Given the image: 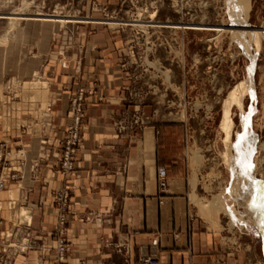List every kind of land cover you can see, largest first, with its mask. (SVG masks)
Instances as JSON below:
<instances>
[{
  "label": "crops",
  "instance_id": "1",
  "mask_svg": "<svg viewBox=\"0 0 264 264\" xmlns=\"http://www.w3.org/2000/svg\"><path fill=\"white\" fill-rule=\"evenodd\" d=\"M119 3L90 0L87 18L100 19ZM28 26L27 21L19 24L9 36L8 44L15 47L5 64V55L0 56V143L11 152L0 190V236L19 226L21 238L28 230L35 247L48 251L38 261L40 251L16 253L14 241L13 249L0 247V264H54L60 213L54 193L62 189L71 194L67 264H142L145 257L154 258V264H262L257 244L234 242L221 217L223 228L214 230L193 210L186 121L170 118L163 107L154 111L148 103L143 108L148 125L142 132L119 128L146 92L137 82L131 40L116 27L89 23L79 28L75 49L65 56L58 50L57 26L48 27L49 35L39 32L35 42L21 43L18 30ZM33 70L39 72L36 78ZM33 80L45 83L46 91L32 90L28 83ZM92 86L96 92L87 99L77 169L64 177L57 169V142L71 123V99L80 88ZM47 102L52 103V123L40 127ZM161 168L167 170L165 191L159 187ZM262 250L264 255V242Z\"/></svg>",
  "mask_w": 264,
  "mask_h": 264
},
{
  "label": "rangeland",
  "instance_id": "2",
  "mask_svg": "<svg viewBox=\"0 0 264 264\" xmlns=\"http://www.w3.org/2000/svg\"><path fill=\"white\" fill-rule=\"evenodd\" d=\"M229 1L233 0H120L105 16L92 19L87 18L90 0H0V56L5 55V64L15 47L8 44V38L25 21L28 29L18 30L21 43L35 42L39 32L49 35L48 27L57 26L58 50L66 52L65 56L75 49V36L85 24L120 29L131 40L128 48L137 60V82L146 90L135 111L144 113L149 103L154 111L163 107L170 118L186 121L184 148L193 180V210L201 216L200 203H209L213 211L201 217L214 230L223 228L222 220L234 242L239 238L240 242L257 244L264 264V237L253 220L256 214H251L257 210L263 213L264 209V0H250L247 18L232 15L234 8ZM239 30L246 32L244 40L239 39ZM252 31L259 35L256 40L249 37ZM13 60L19 62L18 55ZM32 72V77L39 76L37 70ZM9 81L7 84L13 85L11 78ZM243 83L247 92L238 97L241 111L238 103H231L230 94ZM226 118L233 121L227 131L222 125ZM244 118L251 129V154L241 151L249 163V183L245 176L242 180L244 169L235 160L241 154L233 147L243 134ZM228 139L230 144L226 143ZM233 160L238 166L231 164ZM250 184L258 185L263 196L249 190ZM215 211L216 223L211 219Z\"/></svg>",
  "mask_w": 264,
  "mask_h": 264
},
{
  "label": "built area",
  "instance_id": "3",
  "mask_svg": "<svg viewBox=\"0 0 264 264\" xmlns=\"http://www.w3.org/2000/svg\"><path fill=\"white\" fill-rule=\"evenodd\" d=\"M70 39V38H69ZM71 40V39H70ZM72 40L70 41V44ZM66 52H61V55H65ZM64 68H67L66 62L61 63ZM125 67V64H123ZM96 92L95 87L80 88L77 93L73 96L70 102V115L71 123L67 125L66 133L64 138L57 142L58 148L60 149L61 159L58 165V172H60L64 177L71 176L77 169L78 154L80 151L83 135L82 128L84 127V119L86 117V105L88 103L87 99L93 96ZM52 103H49L47 113L48 119L44 123L48 126L52 123ZM148 125V118L144 113H139L137 110L134 111L129 122L119 123L118 126L121 130L130 128L133 132L140 133ZM43 145H49L48 139L42 138ZM52 146L54 143L51 144ZM21 153V150H20ZM11 152L8 150L7 143H0V190L5 187V176L4 170L9 166ZM38 163L34 164L37 167ZM12 179H18V175L12 174ZM159 187L162 191H165L167 187V170L165 168L159 169ZM55 200L60 206V213L58 217L57 228L54 232V237H56V258L54 264H67L68 254L71 250V243L68 241L66 236V226H67V212L70 205V191L68 189H62L54 193ZM2 221L0 220V225ZM21 227L15 226L14 228L6 231L4 237L0 236V247L6 249H13L12 243L14 241H25L27 242L28 250L40 251L38 258L44 259L47 255L48 247H43L42 249L36 248L35 243L31 240V235L28 230H26L24 236L21 238ZM8 239V241L6 240ZM157 241H155V244ZM19 252L16 253H21ZM25 252V251H24ZM156 260L152 257H145L142 264H154Z\"/></svg>",
  "mask_w": 264,
  "mask_h": 264
},
{
  "label": "bare ground",
  "instance_id": "4",
  "mask_svg": "<svg viewBox=\"0 0 264 264\" xmlns=\"http://www.w3.org/2000/svg\"><path fill=\"white\" fill-rule=\"evenodd\" d=\"M230 2V6L232 7V8H234L233 9V14L232 15H235V16H237V18H241L242 16L243 17H245V18H247L248 16H249V13H250V10H251V5H250V0H233V1H229ZM228 6H229V4H228ZM230 7V8H231ZM232 8H231V10H232ZM236 20V19H235ZM239 20V19H238ZM239 23V22H238ZM236 30V29H235ZM242 30H239V35H241V37L243 36V35H245L244 33H246V32H244V31H242ZM238 32V31H237ZM248 33H250V31L248 32ZM252 34H249L250 36L249 37H251L253 40H256V37L255 36H259L255 31H252L251 32ZM256 33V34H255ZM248 34H246V36H247ZM252 35V36H251ZM254 35V36H253ZM244 37V36H243ZM239 38L240 40L241 39H243L244 40V38ZM255 39H254V38ZM259 40V39H258ZM258 40H257V42H258ZM37 76L35 75L33 78H36ZM249 80V82H251L252 80H250V79H248ZM247 82V81H246ZM18 83V82H17ZM32 84H33V86H31V85H29V86H31L32 87V90H34V89H36L37 91H39V92H45L46 91V89H47V87H46V84L45 83H43V82H41V80H33L32 82H31ZM16 84V83H15ZM250 85V84H249ZM250 88V87H249ZM44 89V90H43ZM29 90H31V89H29ZM245 92H247V85H246V83H243V84H239L235 89H234V91L233 92H231V97H230V101H231V103L232 104H237L238 105V108L241 110V111H243V106L241 105V99L239 100V96L240 95H243ZM241 97V96H240ZM48 106H49V103L47 102L46 103V105H45V107H44V109L41 111V114H40V127H41V124L44 122V121H46L47 119H48V113L46 112L47 111V109H48ZM229 110H230V106H228L227 108H226V111L227 112H229ZM226 115H228V114H226ZM228 117V116H227ZM224 118V117H223ZM227 119V118H226ZM247 120V121H246ZM232 123H233V121H232V119L231 118H228L227 120H224V124H222L223 125V127L225 128V130L227 131L228 129L227 128H229V125H232ZM242 123H243V129H244V131H243V134L239 137V141H238V143L237 144H233V147H234V149H236V151H237V154L238 155H240V156H238V157H235V158H237V159H235V160H237L238 162V164L242 167V169H244L243 170V175L241 174V176L243 177V176H245L246 177V180H247V178H249V177H251L250 176V174H251V172H250V170H249V163L248 162H245V160L247 159L246 158V155H248V153H249V155L251 154V152L250 151H252V150H250L251 149V143H249L250 142V138H248V137H250V127H249V123H248V119H243V121H242ZM229 135V134H228ZM253 136V135H252ZM229 138H231L230 136H228ZM227 140V139H226ZM231 141V140H230ZM229 139H228V141H226V143L228 142V144H230L229 142ZM257 143V142H256ZM227 144V145H228ZM230 148V147H229ZM242 149H243V151H245L247 154L246 155H242L243 153H241V151H242ZM228 151H230V150H228ZM242 151V152H243ZM245 152H244V154H245ZM227 153H229V152H227ZM230 154H228L227 156H229ZM245 156V157H244ZM243 157H244V159H243ZM227 158V157H226ZM238 158H241V159H243V161H244V163L242 162H240V160L238 159ZM248 159H249V157H248ZM235 160H233L232 161V165H237L238 166V164H235L234 163V161ZM246 161H248V160H246ZM236 162V161H235ZM250 162V161H249ZM199 163V162H198ZM243 164V165H242ZM199 165V164H198ZM230 167V166H229ZM236 168V167H235ZM235 172H236V170H235ZM239 174V173H238ZM238 174H236V175H238ZM240 176V175H239ZM234 177H235V173H234ZM236 178V177H235ZM240 178V177H239ZM238 178V179H239ZM237 179V178H236ZM243 179H245L244 177L242 178V180ZM251 180V179H250ZM249 180H247V182H248ZM253 181H255V180H253L252 179V182ZM241 182V181H240ZM243 182V181H242ZM247 182L246 181H244L243 183L245 184H247ZM251 182V181H250ZM242 183V184H243ZM249 183V182H248ZM239 184V183H238ZM239 186V185H238ZM234 187V186H233ZM243 187V186H242ZM246 187H248V185L246 186ZM238 188V187H237ZM242 189V188H241ZM241 189H239V190H241ZM255 190V192L257 191L259 194L258 195H260V196H263V195H261L262 194V192L260 191V188H259V186L258 185H255V184H250L249 185V190ZM251 192V191H250ZM254 192V191H253ZM254 192V193H255ZM245 194V193H244ZM257 194V193H256ZM249 195V194H248ZM248 195H247V198H248ZM253 195H255V194H253ZM251 197V196H250ZM258 197V196H257ZM254 198V197H253ZM253 198H251L252 200H254L255 201V199H253ZM260 198V197H259ZM259 198H258V200H259ZM250 198H249V200H251ZM251 200V201H252ZM260 201H261V198H260ZM246 202H247V200H246ZM263 202H264V198H263ZM197 203V202H196ZM219 203H220V201H219ZM198 204V203H197ZM201 204V208H200V205H199V208L201 209V216L202 217H207V216H209V214L211 213V210H212V208H211V206L210 205H208L207 203H200ZM249 204H251V202H249ZM256 204V203H255ZM212 205V204H211ZM218 205V204H217ZM221 205V204H220ZM220 205H219V207H220ZM251 206L252 205H250L249 207H250V209H251ZM262 206V205H261ZM222 207V206H221ZM246 207H248V204L246 205ZM248 207V208H249ZM253 207V206H252ZM213 208H215V207H213ZM248 208H246V209H248ZM216 209V208H215ZM214 209V210H215ZM219 210L220 209H218V211L217 212H219ZM222 210H223V207H222ZM213 211V210H212ZM216 211L214 212L215 214H216V216H214V217H211V219L214 221V223H216L217 222V220H218V216H217V213H216ZM263 211V213L262 212H258V210H257V212H255V213H251L252 215H254V214H256V216L254 215V217H253V220H254V222L258 225V227L260 228V230H261V233H262V235H263V237H264V209L262 210ZM249 212H250V210H249ZM253 212V211H252ZM213 213V212H212ZM230 213H231V211H230ZM214 215V214H213ZM213 215H211V216H213ZM250 218H252V217H250ZM13 244V243H12ZM15 246L17 247V249L20 251H22V252H27V243H26V240L25 241H16L15 242ZM29 251V250H28ZM38 261H39V258H38Z\"/></svg>",
  "mask_w": 264,
  "mask_h": 264
}]
</instances>
